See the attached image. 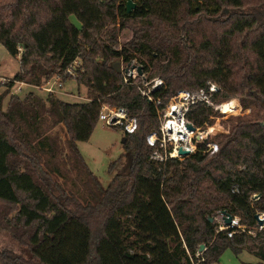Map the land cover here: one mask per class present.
I'll return each mask as SVG.
<instances>
[{
    "label": "trees",
    "instance_id": "16d2710c",
    "mask_svg": "<svg viewBox=\"0 0 264 264\" xmlns=\"http://www.w3.org/2000/svg\"><path fill=\"white\" fill-rule=\"evenodd\" d=\"M127 1L0 0V43L20 57V71L0 83V231L22 245V256L0 252V264H194L201 244L199 264L215 263L227 248L257 258L244 264H264V230H253L264 212V125L229 119L216 153L155 163L146 136L159 126V109L123 84L117 64L136 59L162 77L160 107L214 81L222 88L216 100L240 95L264 114V0H133L131 12ZM125 28L132 36L119 48ZM54 76L85 86L88 100L12 93L17 82L41 86ZM105 103L127 107L140 125L125 134L107 187L78 146ZM218 115L199 106L189 117L203 125ZM224 210L245 229L218 231L209 218Z\"/></svg>",
    "mask_w": 264,
    "mask_h": 264
},
{
    "label": "built area",
    "instance_id": "2783aa9c",
    "mask_svg": "<svg viewBox=\"0 0 264 264\" xmlns=\"http://www.w3.org/2000/svg\"><path fill=\"white\" fill-rule=\"evenodd\" d=\"M79 64L80 61H75L71 68L68 69V72L74 75L75 67ZM121 72L124 85L136 86L140 94L149 102L154 103L159 109V126L155 131L146 136L147 144L152 147L150 159L155 163L165 165L172 159L183 160L185 157L196 154L199 151L208 154H214L219 151L220 145L215 140V136L218 135L217 133L220 131V128L208 122H205L203 125H197L189 117V114L199 106L210 107L220 114L218 116L221 117H229L242 113L243 108L239 100H216V97L222 91L221 86L217 82L208 81L205 86L200 88L182 89L172 96L164 107H160L161 100L156 98L154 93L164 86L165 82L162 77H150L148 72L142 70L141 63L137 62L136 59L128 64L122 62ZM11 79L3 77L0 82L3 84ZM20 83L23 84V82ZM63 85L64 82L61 78L54 76L43 85L37 87L47 93H55ZM234 101H237V104L233 105ZM227 105L228 109H226ZM99 120L105 122L108 126L122 128L123 132L127 135L136 134L140 127L138 118L132 116L127 107L114 106L108 103L103 104ZM189 125H192L194 129H190ZM222 131L225 132L226 130ZM180 148L188 150L189 154H180ZM260 196L261 194L255 193L252 195V200L255 201ZM218 213L220 217L219 226H217L218 231H228V236L232 237L236 231L245 229L238 216H233L232 223L228 225L224 220L222 211ZM259 215L264 218V212H261ZM258 227L260 230H264V224L260 225L258 223ZM250 232L254 233L253 231ZM205 249L206 246L202 250L198 249L196 256L199 258V262H194V264H199L205 260Z\"/></svg>",
    "mask_w": 264,
    "mask_h": 264
},
{
    "label": "rangeland",
    "instance_id": "374dc122",
    "mask_svg": "<svg viewBox=\"0 0 264 264\" xmlns=\"http://www.w3.org/2000/svg\"><path fill=\"white\" fill-rule=\"evenodd\" d=\"M117 5L122 3V0H115ZM253 4V3H251ZM258 8L259 10H264V6ZM244 10H247L246 7ZM231 9L228 8L221 14V20H226L230 16ZM71 21L77 26L81 25L80 20L75 16H71ZM132 24V23H131ZM132 36V31L130 28L122 29L119 33L117 47H121L125 42H127ZM137 61V60H136ZM139 62V61H137ZM20 71V57L12 56L6 49V47L0 43V80L3 78L1 75H6L5 78H11L9 76L15 75ZM1 83V82H0ZM2 84V83H1ZM1 90H4L2 88ZM34 91L35 94L40 96H46L48 93L43 89L37 88H22L20 82L16 83L12 88V93L18 94L20 98L25 97L29 92ZM71 93L74 96H67ZM58 98H63L66 101H80L84 102L88 100V90L83 85H78L75 79H68L64 81L63 87L58 88V91L55 92ZM11 98V94H8L4 99L3 110H7L8 102ZM231 99H236L240 101L242 113L229 116L221 117L217 116L212 124L220 128L218 135L215 136V140L220 134L229 133L230 123L229 119L236 118L238 116L243 117L244 119L252 118L253 120L261 121V124L264 125V114L260 111L257 106L244 107L240 95H236ZM220 115V114H219ZM62 135L65 134L64 129L58 127ZM222 130H226L225 132ZM125 133L120 127H111L108 126L105 122L99 120L92 136L87 141H81L78 143L79 149L82 152L85 160L87 161L91 170L98 176L103 186L107 187L114 174V170L110 169L111 163L118 159L125 151L123 146V137ZM218 141V139H217ZM219 211L214 212L213 218L216 224V227L219 226ZM241 220V219H240ZM245 226V225H244ZM254 232L259 231V227L253 229ZM200 249V247H199ZM0 252L6 253L10 256H22V245L18 243L12 236L6 231H0ZM257 258L255 255L248 251H243L240 255L231 249L227 248L221 254L218 261L213 264H244L245 262H256Z\"/></svg>",
    "mask_w": 264,
    "mask_h": 264
},
{
    "label": "water",
    "instance_id": "95a60500",
    "mask_svg": "<svg viewBox=\"0 0 264 264\" xmlns=\"http://www.w3.org/2000/svg\"><path fill=\"white\" fill-rule=\"evenodd\" d=\"M136 6H137V3L134 2L133 0H128L127 3H126V8H127L128 12H131ZM117 64H118V70L121 72V61H118ZM189 128L190 129H194L192 125H189ZM122 140L124 142L125 141V137H123ZM179 153L182 154V155H188L189 151L185 150L183 148H180L179 149ZM222 213L224 214V220H225L226 224L230 225L232 223L233 216L230 213H228L227 211H225V210L222 211ZM256 218H257V221H258V223L260 225L264 224V218H262L259 214L256 215ZM209 220L213 221V217H210ZM204 247H205V245L201 244L200 245V250H202Z\"/></svg>",
    "mask_w": 264,
    "mask_h": 264
},
{
    "label": "crops",
    "instance_id": "0c3cea01",
    "mask_svg": "<svg viewBox=\"0 0 264 264\" xmlns=\"http://www.w3.org/2000/svg\"><path fill=\"white\" fill-rule=\"evenodd\" d=\"M2 77H5L6 75H1ZM14 76V75H13ZM12 75L11 76H9V77H13ZM22 88H24V89H28V88H37V89H40L39 87H37V86H34V85H30V84H22ZM41 90V89H40ZM31 92H34V91H31ZM45 92V91H44ZM67 94H70V95H67V96H74L73 94H71V93H67ZM63 99V98H62ZM63 100H65V99H63ZM66 101V100H65ZM69 102H80V101H71V100H69Z\"/></svg>",
    "mask_w": 264,
    "mask_h": 264
},
{
    "label": "bare ground",
    "instance_id": "6f19581e",
    "mask_svg": "<svg viewBox=\"0 0 264 264\" xmlns=\"http://www.w3.org/2000/svg\"><path fill=\"white\" fill-rule=\"evenodd\" d=\"M234 104H237V101H234V102H233V105H234ZM226 109H228V105L226 106Z\"/></svg>",
    "mask_w": 264,
    "mask_h": 264
}]
</instances>
